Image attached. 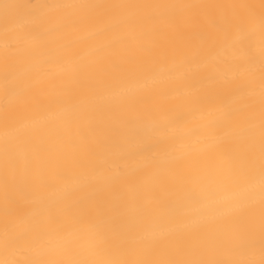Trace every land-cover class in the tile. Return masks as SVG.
<instances>
[{
	"label": "bare ground",
	"instance_id": "1",
	"mask_svg": "<svg viewBox=\"0 0 264 264\" xmlns=\"http://www.w3.org/2000/svg\"><path fill=\"white\" fill-rule=\"evenodd\" d=\"M0 264H264V0H0Z\"/></svg>",
	"mask_w": 264,
	"mask_h": 264
}]
</instances>
